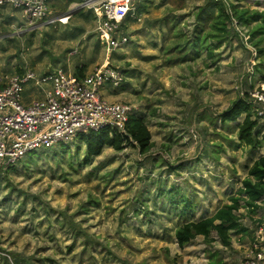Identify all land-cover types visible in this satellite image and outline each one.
Returning <instances> with one entry per match:
<instances>
[{"label": "rangeland", "instance_id": "1", "mask_svg": "<svg viewBox=\"0 0 264 264\" xmlns=\"http://www.w3.org/2000/svg\"><path fill=\"white\" fill-rule=\"evenodd\" d=\"M211 1L136 0L123 28L129 42L109 52L99 18L77 8L81 0H50L48 18L68 22L35 27L22 10L0 6V74L59 67L76 74L83 65L88 73L107 59L125 82L104 84L102 94L137 107L153 143L145 153L130 142L106 147L85 161L76 137L0 169V264H240L264 227V201L254 207L240 192L264 147L241 142L237 122L220 115L249 93L264 134V64L249 42L251 27L236 20L230 28L239 34L192 46L210 29L198 32L210 23ZM231 2L264 11V0ZM232 197L240 198V227L230 245L212 232L179 246L181 223L214 215Z\"/></svg>", "mask_w": 264, "mask_h": 264}, {"label": "built area", "instance_id": "2", "mask_svg": "<svg viewBox=\"0 0 264 264\" xmlns=\"http://www.w3.org/2000/svg\"><path fill=\"white\" fill-rule=\"evenodd\" d=\"M49 1L0 0V6L22 10L31 27L66 23L68 16L48 18ZM135 1L81 0L77 8L93 10L99 18L96 29L109 52L129 42L123 28L125 20L136 14ZM123 82V70L107 59L83 76L62 67L0 74V169L19 163L29 152L68 143L80 133L109 129L125 134L138 108L109 101L101 91L104 84L120 86ZM240 264H264V227L244 250Z\"/></svg>", "mask_w": 264, "mask_h": 264}, {"label": "trees", "instance_id": "3", "mask_svg": "<svg viewBox=\"0 0 264 264\" xmlns=\"http://www.w3.org/2000/svg\"><path fill=\"white\" fill-rule=\"evenodd\" d=\"M70 1L73 2V0ZM212 5H214V9L206 19V22H210L209 25L198 27V32L202 34L204 28L210 27V29H208L202 41H199L201 40L200 36H196L197 41H194L192 46H200L207 42L209 38L218 39V43L220 44L222 40L230 36V31L239 34L236 29L230 28L233 21L236 20L240 26H244L247 29L251 27L249 42L255 47L257 57L263 59L259 63L263 65L264 11H250L248 8H241L239 5L232 3L231 0H212L207 7ZM206 48L213 52L211 45L207 44ZM86 68V65L78 67L76 75L83 76ZM256 68L261 70L260 65H257ZM22 71L20 69L18 72ZM254 107L251 95L246 93V95L238 97L228 109L221 113L220 119L225 124L237 122V134L241 142L247 146L262 148L264 147V134L261 136L260 129L258 128L261 116L256 115L254 117ZM78 138L86 146L85 161L99 156L106 147L121 150L126 143L130 142L138 146L141 153H145L153 145L151 132L144 118L137 114L131 117L125 134L115 130L104 129L99 132L80 133ZM240 192L247 194L250 205L254 207L258 208L260 206L257 201H264V154L249 169V175L243 180V187L240 189ZM232 201V204L225 205L212 216H207L200 220H186L181 223L175 231V237L179 246H185L199 235L209 238L212 232H216L225 244L230 245L231 231L240 227L239 216L237 214L240 208V198L232 197ZM180 213L181 216L187 217L189 214L188 204L182 207Z\"/></svg>", "mask_w": 264, "mask_h": 264}, {"label": "bare ground", "instance_id": "4", "mask_svg": "<svg viewBox=\"0 0 264 264\" xmlns=\"http://www.w3.org/2000/svg\"><path fill=\"white\" fill-rule=\"evenodd\" d=\"M65 17H67V15ZM66 19H68V18H66ZM65 21L68 22V20H65Z\"/></svg>", "mask_w": 264, "mask_h": 264}]
</instances>
